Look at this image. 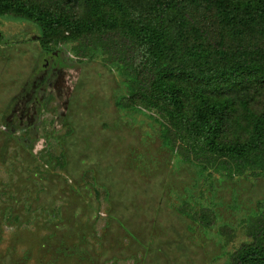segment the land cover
<instances>
[{
    "label": "rangeland",
    "instance_id": "rangeland-1",
    "mask_svg": "<svg viewBox=\"0 0 264 264\" xmlns=\"http://www.w3.org/2000/svg\"><path fill=\"white\" fill-rule=\"evenodd\" d=\"M188 7L214 60L248 65L264 53L258 25L231 28L215 4ZM38 35L34 22L0 16V264H228L252 242L264 174L229 175L161 102L125 98L118 109L125 79L102 48L79 56L61 29Z\"/></svg>",
    "mask_w": 264,
    "mask_h": 264
},
{
    "label": "trees",
    "instance_id": "trees-1",
    "mask_svg": "<svg viewBox=\"0 0 264 264\" xmlns=\"http://www.w3.org/2000/svg\"><path fill=\"white\" fill-rule=\"evenodd\" d=\"M72 1L44 8L29 0H0V16L15 14L34 22L38 42L61 29L79 41V56L102 48L105 62L116 65L125 79L127 95L116 101L118 109H125V98L142 100L150 109L161 102L167 117L183 121L189 134L204 139L210 156L224 161L229 175L264 174V106L259 114L252 111L264 91V53L246 58L255 66L223 54L214 60L199 42L188 7L215 4L221 25H244V31L258 25L264 39V0ZM79 4L86 14L77 10ZM221 62L227 67L219 69ZM236 131L241 141L220 140ZM260 205L249 220L252 242L228 264H264V203Z\"/></svg>",
    "mask_w": 264,
    "mask_h": 264
}]
</instances>
